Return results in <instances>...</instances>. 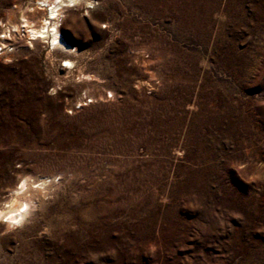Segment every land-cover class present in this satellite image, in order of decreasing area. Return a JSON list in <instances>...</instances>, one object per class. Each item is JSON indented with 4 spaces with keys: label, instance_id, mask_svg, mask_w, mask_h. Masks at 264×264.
I'll return each instance as SVG.
<instances>
[{
    "label": "rangeland",
    "instance_id": "1",
    "mask_svg": "<svg viewBox=\"0 0 264 264\" xmlns=\"http://www.w3.org/2000/svg\"><path fill=\"white\" fill-rule=\"evenodd\" d=\"M88 6L69 54L27 35L38 1L0 0V199L57 175L0 264H264V0Z\"/></svg>",
    "mask_w": 264,
    "mask_h": 264
},
{
    "label": "bare ground",
    "instance_id": "2",
    "mask_svg": "<svg viewBox=\"0 0 264 264\" xmlns=\"http://www.w3.org/2000/svg\"><path fill=\"white\" fill-rule=\"evenodd\" d=\"M41 8L45 9V15L38 24H31L28 18L23 15L22 26L26 27L27 35L31 39H42L48 42L53 49L65 53H71L74 45H71L62 34L60 26L64 19L66 10L80 5L81 1L93 8L96 0H36ZM14 30L18 29L16 24L12 25ZM67 66L73 67L74 60L69 57L62 58ZM56 174L41 175L34 177L27 175L25 168L17 172L14 179L10 181L4 195L0 199V223L7 227L22 225L32 213L33 209L40 212V206L44 202L43 191L54 183Z\"/></svg>",
    "mask_w": 264,
    "mask_h": 264
},
{
    "label": "built area",
    "instance_id": "3",
    "mask_svg": "<svg viewBox=\"0 0 264 264\" xmlns=\"http://www.w3.org/2000/svg\"><path fill=\"white\" fill-rule=\"evenodd\" d=\"M9 30H6V34H4L3 36H1V44H0V54H3V53H5V51L8 49L9 51L10 50H12V48H11V46L10 47H8L7 46V44L5 43V41L4 40H6L7 39V37L9 36ZM60 67L62 68V69H65V71H68V70H71L72 68H74V67H69V66H67L66 64H65V62L64 61H62L61 62V64H60ZM106 98H112L113 97V93L112 92H107L106 93ZM92 101H94V98H92L89 94H87V93H83L82 94V96L80 97V100H79V102L77 103V108H79V107H81V106H83V105H86V104H89V103H91Z\"/></svg>",
    "mask_w": 264,
    "mask_h": 264
}]
</instances>
